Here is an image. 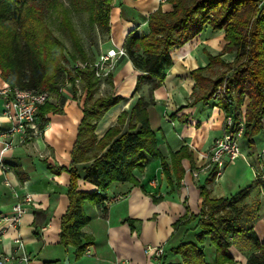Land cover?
<instances>
[{
	"label": "trees",
	"instance_id": "trees-1",
	"mask_svg": "<svg viewBox=\"0 0 264 264\" xmlns=\"http://www.w3.org/2000/svg\"><path fill=\"white\" fill-rule=\"evenodd\" d=\"M114 1L68 0L67 8L59 0H0V78L11 87L46 92L50 98H57L55 106L49 101L39 109L37 123L41 132L48 122V113L61 114L57 106L62 89L67 88L75 100L79 90L85 94L69 166L46 165L51 174L66 173L69 177L68 206L59 221L58 244L65 250L73 248L77 257L92 242L81 232L89 222L85 202L105 201L102 193L113 183H130L143 189L136 173H142L150 161L156 160L170 192L180 187L184 178L181 162L191 159V155L187 147L168 156L161 153L148 108L154 104L152 93L162 85L172 66L170 52L183 47L203 29L223 32L225 44L218 55L207 54L205 68L190 72L194 81L192 104L215 101L224 115L233 118L234 124L240 122L243 112L242 143L249 148L254 147L253 139L264 131V0H169V12L159 8L147 18L145 32L131 31L125 37L122 48L126 56L122 59H128L137 72L133 89V95L138 93L137 99L97 139L98 121L125 99L113 93L97 95L112 73L103 80L95 77L90 64L98 57L88 58L72 15L85 14L90 26L108 35ZM46 12L57 16L61 33L70 40V54L50 28ZM225 54L233 55L231 62L221 59ZM66 63L71 64L70 69ZM214 67L223 71L216 74ZM144 84L149 85V101L139 92ZM222 87L223 94L214 99ZM79 164L89 165L80 170L76 167ZM80 173L84 175L83 181L96 190L80 189ZM253 190L256 194L246 204ZM262 194L264 176L229 199H209L201 187L200 211L196 215L187 212L173 224L174 231L183 227V238L175 247L163 249L157 264H173L167 260L169 254L179 256V264H234L229 250L238 237L245 238L254 248L246 264H264V243L259 242L253 231L258 221L264 223V211L260 213ZM207 247L212 249V263Z\"/></svg>",
	"mask_w": 264,
	"mask_h": 264
},
{
	"label": "crops",
	"instance_id": "crops-1",
	"mask_svg": "<svg viewBox=\"0 0 264 264\" xmlns=\"http://www.w3.org/2000/svg\"><path fill=\"white\" fill-rule=\"evenodd\" d=\"M159 8L163 12L171 10L168 3L158 6L155 0H115L110 15L109 34L100 43V54L114 46L122 47L125 37L131 31L145 32L147 18ZM224 44L223 32L205 28L183 47L172 50V66L162 85L151 96L154 104L148 108L149 121L156 132L161 153L168 156L170 152L175 153L181 147H187L191 155V159L181 162L184 178L180 187L170 192L161 174L159 161L156 160L150 161L142 173H136L143 189L130 183H113L101 197L109 200L119 196L121 201L110 206H105L104 200L85 202L83 207L89 222L81 232L92 242L79 257L74 255L73 248L65 250L58 244L59 221L68 206L66 193L69 177L66 173L59 176L51 174L46 165L69 166L70 152L82 119L85 94L79 91L75 100L67 88L62 89V98L57 106L61 114L46 115L48 122L38 139L5 152H2L3 145L0 142V217L11 216L15 204L24 202L26 195L32 199L31 204L24 205L26 211L19 223L0 233V264H24L20 259L25 255L30 260L29 264H65V261L68 264H157L155 257L145 255V248L163 246L164 251H167L181 241L183 227L174 231L173 224L187 212L196 215L200 211L203 202L201 187L209 199H229L239 191L253 186L257 179H262L264 131L253 139V148L241 143L243 155L255 166L253 180L247 181L245 186L230 184L227 190L221 188L215 193L214 188L218 186L223 173L216 182L214 168L209 177L201 174L199 183L191 175L192 171L204 164V160L200 158L206 154L213 140L222 136L224 113L216 106L215 101L192 104L194 81L190 72L205 68L208 64L207 54L218 55ZM226 57L228 60L233 59L231 54H225L221 59ZM124 65L131 68L129 61ZM2 84L4 81L0 78V87ZM117 96L125 97L122 93ZM124 99L98 121L95 131L97 139L115 124L117 116L123 110L130 109L137 97ZM50 102L55 106L57 98L52 96ZM1 112L0 99V130H6L9 125L1 118ZM162 122L165 123L164 126ZM88 165L79 164L76 167L81 170ZM230 167L236 165L226 168ZM80 175L81 190H96L83 181V173ZM234 188L237 189L236 192L227 196V191ZM255 194L256 190H253L245 203L249 204ZM261 200L260 213L264 211V194ZM253 231L259 242L264 243L262 220L255 224ZM207 249L208 259L212 263V249ZM229 251L234 264H246L254 248L245 238L238 237ZM167 260L179 264L181 258L169 254Z\"/></svg>",
	"mask_w": 264,
	"mask_h": 264
},
{
	"label": "built area",
	"instance_id": "built-area-1",
	"mask_svg": "<svg viewBox=\"0 0 264 264\" xmlns=\"http://www.w3.org/2000/svg\"><path fill=\"white\" fill-rule=\"evenodd\" d=\"M168 1L155 0L158 6L168 3ZM125 56V50L122 47L116 46L105 53L99 54L97 60L93 64H90L94 69L95 77L99 80L106 78L114 71L118 61ZM78 83L79 81L77 80V88ZM223 89L224 87L218 89L213 98L218 99L223 94ZM0 99L2 101L1 118L9 125L8 129L0 130V142L3 145L2 152L9 151L16 146L27 145L41 136V130L37 123V115L40 107L50 101L51 98L48 93L21 90L4 83L0 87ZM222 129V136L214 139L206 154L201 156L200 159L204 160V164L199 166L200 168L198 167L196 171L191 172L193 179L197 183L200 181L199 177L201 174L209 177L213 168L215 169L214 180L216 182L227 166L234 165L238 159L246 161V157L241 150L244 129L243 112L241 120L237 124H234L232 117L224 115ZM121 200L122 198L118 196L105 200L104 205L110 206ZM31 202V197L26 195L24 202L15 204L11 216L0 217V233L18 224L26 211L24 205H29ZM16 243H19V241L16 240ZM163 249V246H147L144 253L147 256L158 259L163 255ZM20 261L24 264H29L30 262L26 255Z\"/></svg>",
	"mask_w": 264,
	"mask_h": 264
},
{
	"label": "rangeland",
	"instance_id": "rangeland-1",
	"mask_svg": "<svg viewBox=\"0 0 264 264\" xmlns=\"http://www.w3.org/2000/svg\"><path fill=\"white\" fill-rule=\"evenodd\" d=\"M59 2L63 6L67 8L69 7L68 0H59ZM45 17H46V21L48 22L50 28L53 30L55 35L58 36L65 43L67 47V53L70 54L72 52L70 40L67 36L61 33L59 29V22L56 18L57 16L55 15V13L46 12ZM72 21L74 23L78 36L81 39L82 45L87 53L88 58L90 60L96 59L100 54V50H99L100 43L101 42L103 43L106 40L107 35L101 34L99 29L96 26H90L87 22V16L85 14L84 15H72ZM228 59L229 58L226 57L224 58V61L225 62L232 61ZM125 62H128V59L125 58L118 62L116 68L110 75L109 79L106 81V83L100 86L101 88L99 89V92L97 93V95L99 94L106 95V94L113 93L117 96L119 93H122L125 96L124 98H127V99H131L132 97L133 99H135L137 97L138 93L133 95V89L136 83L135 73L137 74V72L134 71L132 65H131V68H128V66L125 67L124 65ZM65 66L67 69H70L71 64L66 63ZM213 69L216 74H219L220 72L223 71V69L219 67H214ZM148 88H149V85L144 84L141 86L140 91H139L140 93L144 94L145 99L147 101L150 100V96H151L148 93ZM244 102L246 104L247 100H245ZM242 107L244 109V106ZM151 124L153 127H155L154 122H152ZM162 125L164 126L165 123L162 122ZM247 160L248 159L246 158V161L241 162L242 160L238 159L234 164L236 165V167H230V168L224 169V171L222 172L223 173L222 179L219 180V182L217 183L218 186L214 188L215 193L221 190V188L224 190H227V187L230 184H234V185L242 184L241 186H245L246 184H248L247 181L250 182L253 180V169H255V166H253L252 163H250ZM235 188L232 191L228 190L226 193L227 196L235 193L237 190Z\"/></svg>",
	"mask_w": 264,
	"mask_h": 264
},
{
	"label": "water",
	"instance_id": "water-1",
	"mask_svg": "<svg viewBox=\"0 0 264 264\" xmlns=\"http://www.w3.org/2000/svg\"><path fill=\"white\" fill-rule=\"evenodd\" d=\"M65 264H68V261H65Z\"/></svg>",
	"mask_w": 264,
	"mask_h": 264
}]
</instances>
